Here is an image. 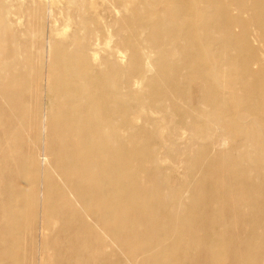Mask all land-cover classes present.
I'll return each instance as SVG.
<instances>
[{"label":"rangeland","instance_id":"obj_1","mask_svg":"<svg viewBox=\"0 0 264 264\" xmlns=\"http://www.w3.org/2000/svg\"><path fill=\"white\" fill-rule=\"evenodd\" d=\"M5 35L28 114L11 138L0 125V264H246L234 251L264 247L248 217L264 215V0H0ZM31 154L43 180L13 221L1 204ZM180 218L197 235L168 244Z\"/></svg>","mask_w":264,"mask_h":264},{"label":"bare ground","instance_id":"obj_2","mask_svg":"<svg viewBox=\"0 0 264 264\" xmlns=\"http://www.w3.org/2000/svg\"><path fill=\"white\" fill-rule=\"evenodd\" d=\"M256 4V2H254ZM232 22V21H231ZM8 34V33H7ZM9 36V34H8ZM7 35L2 38L0 41V52L2 55V60H7L9 59L12 49H11V43H10V38ZM248 52H251L250 48H246ZM244 60L242 61V66L245 68H248L251 66V62L254 61L252 58L249 57H244ZM247 60V61H245ZM0 69H3L4 74L0 78V93L1 97L4 98V108L1 106L0 102V125L3 123L7 124L9 129L11 130L10 138L12 134H18V131L14 121H12V118L18 117V119H22L28 114L27 108L23 105L20 104V102L23 99V94H19L20 92L18 91V88L15 86H21L26 84V75L24 73H14L12 71L7 72V64L5 65L2 63V66H0ZM248 74L250 75L251 72L249 71ZM253 75V74H252ZM249 83L245 84L244 88H251ZM11 94H7L10 93ZM23 96V97H22ZM8 129V130H9ZM35 132H37V128H35ZM6 132L1 130L0 131V142L5 138ZM88 137L93 136L92 133L89 132L87 133ZM74 146V145H73ZM78 147L80 144L77 145ZM69 147H72V145H69ZM93 146L90 145V142H86L81 146V151H82V162L79 164V170L81 173V176L83 178L88 179L90 175V170L94 168L93 165L96 163V158H91L90 161L88 158L85 156L90 153V148ZM95 148V147H94ZM35 153V152H34ZM13 155H15L13 153ZM62 159H67L69 157V154H63L61 155ZM29 160L23 161L24 156L21 155L16 158L17 161L14 162L13 169L15 171V175H19L20 179L18 184H11L6 186L7 188V201L1 204V207L3 210L7 212V214L11 217V219L14 221L18 214L23 211L24 205L25 204H34L35 202V195L34 192L36 188L38 187L39 183L42 182L43 177L40 176L41 172L40 169L37 166V157L33 154L28 157ZM26 160V159H25ZM40 161V160H39ZM19 162V163H18ZM122 166L124 165H119L116 168H113L110 171V174H114L118 172ZM111 177V176H110ZM225 179L227 182L233 181L234 178L231 174L227 173L225 176ZM226 182V183H227ZM134 184V181H132ZM59 195L58 199H61L63 197V192H57ZM45 194L44 192L41 194V199H44ZM145 199H141L140 201L143 202ZM4 201V200H3ZM146 201V200H145ZM144 201V202H145ZM125 207H130L129 203L124 204ZM132 210L135 211L134 206L132 205ZM195 214H192L193 216ZM249 217V224H257L262 222L264 220V215L258 214H248ZM243 219V217H242ZM32 222L27 223L26 226H29ZM174 228L178 230H183L181 233H177L174 236L170 234H166V242L170 244H174L175 242H181L185 238H193L196 237L197 235V230L200 228V224L197 222L191 221L188 218H180L179 220L175 221L173 224ZM183 228V229H182ZM210 238V235H203L201 236V241H207ZM260 238L254 237L253 239H248L244 244V248L237 251H234V257L235 259H240L246 264H261L260 263V255H261V249L264 251V247L262 244L259 243ZM207 254L210 256L212 254V257H215V252L214 250L207 251ZM237 264V263H234Z\"/></svg>","mask_w":264,"mask_h":264}]
</instances>
